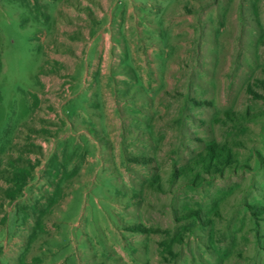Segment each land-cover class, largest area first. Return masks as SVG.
Segmentation results:
<instances>
[{
  "label": "rangeland",
  "instance_id": "rangeland-1",
  "mask_svg": "<svg viewBox=\"0 0 264 264\" xmlns=\"http://www.w3.org/2000/svg\"><path fill=\"white\" fill-rule=\"evenodd\" d=\"M0 94V264H264V0H0Z\"/></svg>",
  "mask_w": 264,
  "mask_h": 264
},
{
  "label": "trees",
  "instance_id": "trees-1",
  "mask_svg": "<svg viewBox=\"0 0 264 264\" xmlns=\"http://www.w3.org/2000/svg\"><path fill=\"white\" fill-rule=\"evenodd\" d=\"M2 101V96H1V94H0V102ZM210 151H212V149L210 150ZM214 153H216V152H214ZM206 155V159L205 160H209V161H211L212 160V157H214L209 151H207V153H205ZM217 154H219V153H217ZM204 161V160H203Z\"/></svg>",
  "mask_w": 264,
  "mask_h": 264
}]
</instances>
